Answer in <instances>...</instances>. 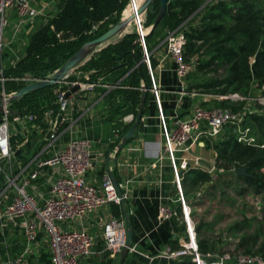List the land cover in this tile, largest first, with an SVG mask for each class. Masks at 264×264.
<instances>
[{
  "label": "built area",
  "instance_id": "2783aa9c",
  "mask_svg": "<svg viewBox=\"0 0 264 264\" xmlns=\"http://www.w3.org/2000/svg\"><path fill=\"white\" fill-rule=\"evenodd\" d=\"M8 10L14 11L16 23L6 38L4 32L8 26ZM52 16L45 2L34 7L29 0H0V225L21 228L28 243L36 232L43 233L49 252V264H78L95 254L115 258L123 243L127 217L125 207L123 213L120 203L124 205L129 198L130 179L116 180L120 194L112 183L111 171L107 167L102 168L98 182L88 180L87 173L92 170L94 162L92 141L77 136L58 142L62 134L69 132L73 125L71 100L81 89L93 90L95 82L73 81L66 84L67 72L59 81L66 88L57 89L55 93L56 110L46 108L39 116L25 106L20 109L13 107L10 97L14 91L6 92L3 88V82L7 79L20 80L24 84L42 79L27 75L6 78L2 73L4 69L14 66L19 59L15 51L21 42L24 23L34 27L36 19L46 20ZM134 23L142 48V60L150 77L149 92L156 106L159 146L157 151H153V155L156 158L165 156L169 162L185 229L184 237L175 246L166 244L155 256L165 260V264L184 258L192 264H264L260 255L239 251L200 254L196 248L189 208L179 185V172L188 166L195 167L199 164L196 157H190V148L198 144L203 146L204 141L209 144L216 142L222 137L225 126L231 127L238 142L255 144V136L251 134L248 126L243 125V121L247 114L264 113V95L261 94L264 87L252 86L251 89L255 88L256 93L252 91L246 97L230 94V98L244 101L242 107L236 111L228 107L203 108L194 103L185 115H176L167 124L159 103V88L154 80L153 70L150 69L142 38L146 31H143L139 20ZM183 42L182 31L178 28L167 31L161 41L165 54L174 64L180 97L201 96L204 101V94L186 90L184 77L192 66L181 59ZM74 86L76 88L72 90ZM112 87L114 85L109 88ZM248 104L257 107L253 108ZM14 109L18 110V114L12 113ZM56 117H59L58 122ZM132 118V114H127L121 121L129 123ZM111 135V141L118 140L116 129L111 130ZM27 142H31L33 147L21 158L20 147ZM154 143L158 145V141ZM17 150L19 155L15 154ZM213 162L212 160L210 163L211 169L201 166L211 172ZM47 170H50L51 177L46 174ZM111 203L117 205L120 212L117 215L98 216L95 232H89L86 226L87 217ZM174 216L176 210L169 201H161L156 207L154 218L157 225L171 220ZM133 250L131 245L128 251ZM105 251L107 256H103ZM6 264L29 263L23 255H17L8 259Z\"/></svg>",
  "mask_w": 264,
  "mask_h": 264
},
{
  "label": "trees",
  "instance_id": "16d2710c",
  "mask_svg": "<svg viewBox=\"0 0 264 264\" xmlns=\"http://www.w3.org/2000/svg\"><path fill=\"white\" fill-rule=\"evenodd\" d=\"M127 0H64L55 15L39 21L26 36L19 59L14 66L3 70V77L14 78L23 75L32 78H44L50 75L67 60L83 43L95 38L109 26L118 21ZM152 12L148 13L151 24L159 5V0L150 3ZM180 29L184 42L181 45V59L192 67L184 77L185 83L191 80L186 90L211 96L208 101H200L203 108L228 107L236 111L244 104L243 100H234L230 94L246 97L255 88L264 87V8L259 0H167L166 10L156 27L147 33L143 40L148 55L150 69L155 60L151 56V47L162 41L167 31ZM142 48L134 30L123 34L117 41L109 43L93 52L81 65V71L92 72L89 81L112 73L114 87L103 90L102 97L107 104L105 122L112 129L123 125L121 118L132 114L133 118L140 101V90L145 94L142 100L141 116L145 113L149 100L150 77L142 60ZM137 63V66L135 64ZM72 80V76L67 77ZM24 85L23 81L7 79L3 82L6 92L16 91ZM66 88L56 82L38 90L23 94L11 101L15 108L25 106L27 110L41 113L43 109L56 110L55 93ZM264 95V89L261 91ZM124 125L120 136L133 122ZM243 125L250 128L255 136V144L238 142L231 127L225 126L223 135L211 144L204 141L203 147L214 153L211 172L201 167L188 166L180 172V190L189 205L190 196L203 184L208 188L220 189L233 184L238 191L240 183L250 187L260 196V205L264 214V113H250L244 118ZM118 138V140H119ZM115 140L110 147L117 144ZM128 139L125 143L130 141ZM259 145H262L261 147ZM234 167H244L249 175H235ZM226 172L231 176L225 178ZM112 176L117 180V177ZM222 174V178L220 176ZM219 176V177H218ZM218 180V181H217ZM221 189V193H222ZM112 212L117 215L120 209L112 204ZM176 216L171 218L174 233L184 234L180 205H175ZM189 214L193 211L190 209ZM128 218V217H127ZM211 225L199 221L193 225L195 243L202 255L223 253L217 250V242L204 236L202 232ZM236 235L235 250L258 254L264 260V235L261 221L242 216L229 227ZM237 232V233H235ZM177 239L169 241L175 246ZM107 256V251L103 252ZM105 258V257H104ZM106 258L100 264H110ZM171 264H192L188 259L173 261ZM231 264V263H227Z\"/></svg>",
  "mask_w": 264,
  "mask_h": 264
},
{
  "label": "crops",
  "instance_id": "0c3cea01",
  "mask_svg": "<svg viewBox=\"0 0 264 264\" xmlns=\"http://www.w3.org/2000/svg\"><path fill=\"white\" fill-rule=\"evenodd\" d=\"M29 1L34 7H38L41 2H45L50 15L56 14L64 2V0ZM140 13L136 11L130 17L131 22L138 21L140 19L138 14ZM6 15L8 26L5 28L4 33L7 38L13 24L16 23V17L13 10H8ZM41 20L36 19L34 27ZM34 27L24 23L23 33L20 35L21 42L16 47L15 55H19L18 52L23 46L27 32ZM150 53L156 61L153 68V77L159 88V103L164 117L171 120L176 115H185L197 101L194 96L180 97L178 81L174 75V64L165 54L161 41L151 47ZM87 72L91 73L92 70ZM84 79H88V76H84ZM112 79V73L99 76L91 81L95 82L93 90L81 89L76 93V96L71 100L73 125L69 132L62 134L58 142L77 136L92 141L94 162L92 170L87 173L88 180L98 182L102 168L105 167L109 168L117 179H130L128 186L130 190L129 198L124 202V207L128 217L126 219L132 229L134 250L126 253L122 264H165V260L155 255L164 245L169 244L170 240L176 238L178 242L184 236L174 233L171 220L157 225L154 218L156 207L161 201H169L174 207L177 205V203L174 205L177 196L167 158L165 156L156 158L153 151L149 150L150 141L155 138L156 134L158 135L155 106L148 100L145 113L141 117L142 131L136 130L130 141L114 151L116 145L110 147L114 142L111 141V127L104 120L107 104L102 97L103 90L117 84V82H112ZM122 123L123 125L117 128L119 131L127 124L123 121ZM32 147L31 142L24 143L20 147L22 152H20V157L25 156V153ZM194 147L203 150V152L210 151L211 155L207 158L203 154L193 152L190 153L191 158L200 157L209 163L212 162L214 159L212 150L205 149L200 144ZM195 167L202 168L200 164ZM46 174L51 177L50 170H47ZM101 215H114L111 204L87 217L86 226L89 232H95L98 223L97 217ZM17 255H23L29 264H49V252L45 245L43 233L36 232L32 241L28 243L21 228H13L8 224L0 225V264H6L8 259ZM93 257L85 261H79L78 264H100L106 259L98 254ZM110 259V264H116V257Z\"/></svg>",
  "mask_w": 264,
  "mask_h": 264
},
{
  "label": "rangeland",
  "instance_id": "374dc122",
  "mask_svg": "<svg viewBox=\"0 0 264 264\" xmlns=\"http://www.w3.org/2000/svg\"><path fill=\"white\" fill-rule=\"evenodd\" d=\"M259 3L264 8V0H259ZM130 2L127 0V3L122 8L119 19H124V10L129 6ZM152 7L149 4L144 11H142L140 14L139 24L142 26L143 31H146L148 25H145V23L148 21V13L152 12ZM134 30L135 31V23L131 22L129 25H127L126 29L122 32V35ZM121 35V36H122ZM120 36V37H121ZM120 37L114 36L111 38L110 43H113L117 41ZM96 49V48H95ZM95 52V50H94ZM147 54L150 56L149 51ZM79 65V64H78ZM76 65V67L72 70L68 71V75L72 76L73 79L69 80L67 77L65 78L66 84H69L73 81H89V79H84V76H88L90 73L87 71H81ZM188 83L191 82L190 79L187 80ZM186 82V85L188 86V83ZM252 86H255L254 84ZM58 89V88H57ZM254 91L253 93H256L255 88L252 89ZM205 95V102L211 99L210 95ZM196 103H199L202 100L201 96H194ZM149 100L154 104V99L150 93ZM250 107H257L256 105L248 104ZM44 110V109H43ZM155 112H156V106H155ZM42 113V112H41ZM40 113V114H41ZM37 116H39V113H36ZM157 116V113H156ZM142 117V116H141ZM167 124H170L171 120L166 119ZM157 130H158V125ZM134 137V136H133ZM132 139V138H131ZM158 141V145L154 142ZM151 145L149 150L150 151H157L159 146V139L158 135L156 134L155 138H153L151 141ZM161 147V142H160ZM189 152L192 154L193 152L203 154V156H206L207 158L210 157V151L209 152H203V150L196 149L194 146H192L189 150ZM180 173V172H179ZM214 172H211L212 177H214V180L216 179L214 176ZM217 174V173H216ZM215 174V175H216ZM222 178V174H220ZM231 174L229 172H226V175H224L225 178H229ZM219 177V176H218ZM218 181V180H217ZM222 189V193H221ZM220 189V187L217 188H208L204 184L196 189V191L190 196L189 198V205L187 207L192 209L193 214H189V218L192 221L193 225L196 224L199 221H203L205 223H209L211 225L210 229L207 231L202 232L204 236H208L212 238L213 241L219 240L220 242H217V250H226L228 252L236 251L235 250V244H236V235L231 234V231L229 232V227L232 225V223L236 220H240L242 216H245L246 218H255L256 220L261 221L262 227H263V235H264V214L262 212L260 205V196L255 195L249 186H247L245 183H240V189L237 191L233 184L224 186ZM176 191V189H175ZM177 198V197H176ZM177 203V200H175L174 205ZM182 236L185 235L181 234ZM239 251V250H237ZM94 258V257H92ZM93 261V260H90Z\"/></svg>",
  "mask_w": 264,
  "mask_h": 264
},
{
  "label": "water",
  "instance_id": "95a60500",
  "mask_svg": "<svg viewBox=\"0 0 264 264\" xmlns=\"http://www.w3.org/2000/svg\"><path fill=\"white\" fill-rule=\"evenodd\" d=\"M152 0H142V3L137 9V12H142L146 9V7L151 3ZM166 1L167 0H159V5L156 13L153 16L151 24L148 26L146 32L142 35V38L149 33L152 29L156 27L158 22L161 20L162 16L165 13L166 10ZM126 25V21L123 19H119L116 23L109 26L104 32H102L100 35L96 36L95 38L83 43L67 60H65L60 67H58L56 70H54L50 75H48L45 78H42L37 81H33L28 84H24L22 87L14 91L13 95L10 97V100H14L19 98L25 93L32 92L35 90H38L42 87L52 85L56 82H59L64 75L67 74V72L75 67L76 65L80 64L81 62L86 61L89 56L95 51L99 50L100 48L104 47L105 45L110 43L111 38L114 36L120 37L122 34L121 30ZM136 33V32H135ZM137 35V34H136ZM137 36V40H138ZM96 48V49H95ZM137 66V63L135 64ZM76 86L72 88L75 89ZM67 94V93H66ZM145 94V90L141 88L140 90V101L138 104V107L136 109L135 116L133 118V122L131 125L126 129V131L120 136L117 144L116 149H120L123 144L128 140L131 139L135 131L141 132L143 129V124L141 121V106H142V100ZM12 113L18 114V110L14 109L12 110ZM59 117H56V122H58ZM16 155H19V150L15 151ZM196 162L205 167V169H211V164L206 161L203 158L197 157ZM233 172L235 175H249L246 173V170L244 167H234ZM111 180L113 185L115 186V189L118 194H120V191L116 184V179L110 174ZM121 211L124 213V205L121 202L120 203ZM133 244L132 242V229L130 228L129 222L126 219V227L124 230V239L121 247L119 248L117 252V262L116 264H122L123 259L128 252V248Z\"/></svg>",
  "mask_w": 264,
  "mask_h": 264
},
{
  "label": "bare ground",
  "instance_id": "6f19581e",
  "mask_svg": "<svg viewBox=\"0 0 264 264\" xmlns=\"http://www.w3.org/2000/svg\"><path fill=\"white\" fill-rule=\"evenodd\" d=\"M142 3V0H132L130 1L129 6L124 10V19L126 21V25L124 26V28L121 30V33L126 29L127 25H129L131 23L130 17L133 16V14L136 13L138 7L140 6V4ZM139 13V12H138Z\"/></svg>",
  "mask_w": 264,
  "mask_h": 264
}]
</instances>
